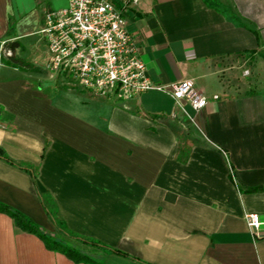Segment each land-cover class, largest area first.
I'll return each instance as SVG.
<instances>
[{
  "label": "crops",
  "instance_id": "1",
  "mask_svg": "<svg viewBox=\"0 0 264 264\" xmlns=\"http://www.w3.org/2000/svg\"><path fill=\"white\" fill-rule=\"evenodd\" d=\"M67 6L0 0V47L19 43L15 56L32 69L0 61L10 161L0 158V204L55 237L39 190L68 232L131 257L99 249L105 264H264V0H140L130 10L152 81L170 91L192 80L209 99L199 112L168 92L124 100L51 77L40 31ZM234 57L255 59L254 87L227 82ZM249 214L260 216L256 234ZM0 264L83 263L0 212Z\"/></svg>",
  "mask_w": 264,
  "mask_h": 264
},
{
  "label": "built area",
  "instance_id": "2",
  "mask_svg": "<svg viewBox=\"0 0 264 264\" xmlns=\"http://www.w3.org/2000/svg\"><path fill=\"white\" fill-rule=\"evenodd\" d=\"M140 0H68L66 8L46 14L40 34L46 41L51 77H64L96 96L116 94L124 100L157 90L176 101H187L197 112L209 99L192 80L171 85L170 91L150 78L140 48L127 28L130 10ZM14 56L6 44L0 47V61ZM219 99L218 96L214 97ZM256 234L262 222L258 214L246 216Z\"/></svg>",
  "mask_w": 264,
  "mask_h": 264
},
{
  "label": "trees",
  "instance_id": "3",
  "mask_svg": "<svg viewBox=\"0 0 264 264\" xmlns=\"http://www.w3.org/2000/svg\"><path fill=\"white\" fill-rule=\"evenodd\" d=\"M8 47H10V49H12L14 52V56L9 59V63L10 62L16 63L17 60H16L15 53H16V50L20 47V44L19 43H13V44H10ZM0 158L4 159L6 161H9V159L6 157V155L2 149H0ZM185 158H186V153L184 151H182L181 156H180V160L183 161V160H185ZM28 170H30V169H28ZM34 182L36 184L35 176H34ZM38 194H39L40 198L42 199V202L44 204V208H45L48 216L54 222V224L56 225L60 234L64 235L65 237H67L69 239L77 240V241L82 242L86 245L96 247V248L101 249V250L108 252L110 254H116V255L126 257V258H131L128 255H126V254H124L118 250L107 247V246H105L99 242L82 239V238H79V237L71 234L70 232H68L67 229L65 228V226L56 219L54 211L51 210L50 207L45 203V201L42 197V194L39 192V190H38ZM0 212L6 213V214L10 215L12 218H14L18 227H20L24 231H28V232L34 233L37 236H39L42 240H44V242L46 243V246L49 249L66 255L68 258L72 259L76 263L104 264L101 260H97L88 254L81 253V252L75 250L74 248L64 244L63 242L59 241L57 238L45 234L44 232H42V230L40 229V227L38 225H36L31 219H29L28 217H26L22 213H19L15 210L11 209L10 207L3 205V204H0ZM134 260L138 261L136 259H134ZM138 262H140V261H138Z\"/></svg>",
  "mask_w": 264,
  "mask_h": 264
},
{
  "label": "rangeland",
  "instance_id": "4",
  "mask_svg": "<svg viewBox=\"0 0 264 264\" xmlns=\"http://www.w3.org/2000/svg\"><path fill=\"white\" fill-rule=\"evenodd\" d=\"M20 54H21V51H20ZM19 55H16L17 61L14 64L16 66H19V67H24V65L26 67V65H27V67L24 68V70L29 69L30 71H32V69H30V67H28L29 63L26 60V58H23V55L22 56H19ZM7 60H9V59H3V62H8ZM228 62L234 68L232 69V72L226 76L227 82H231L232 84L237 85V86H242V85H245L247 83H248L247 85H249L250 87L255 86V84H253L255 79L257 78V74L255 71L256 70L255 59H251V60L250 59H242L241 60L237 57H234V58H231L230 60H228ZM46 69H47V65H46ZM252 70H253V73H252ZM249 89H250L249 91H253L252 89H254V88H252V89L249 88ZM51 209H53L52 205H51ZM55 238H57L59 241L63 242L64 244L74 248L75 250H77L81 253L88 254L91 257L99 260L98 257L94 256V255H99V254H96L99 251L98 248L86 245V244L79 242L77 240L69 239L62 234L56 235Z\"/></svg>",
  "mask_w": 264,
  "mask_h": 264
}]
</instances>
